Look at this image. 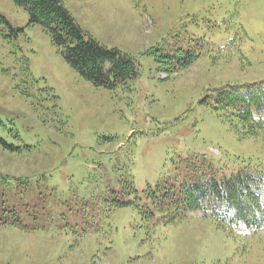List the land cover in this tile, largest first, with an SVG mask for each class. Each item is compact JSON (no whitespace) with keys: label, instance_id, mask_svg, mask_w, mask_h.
Returning a JSON list of instances; mask_svg holds the SVG:
<instances>
[{"label":"rangeland","instance_id":"374dc122","mask_svg":"<svg viewBox=\"0 0 264 264\" xmlns=\"http://www.w3.org/2000/svg\"><path fill=\"white\" fill-rule=\"evenodd\" d=\"M62 2L137 75L96 87L0 0V264H264V229L173 205L264 164L263 138L214 108L225 87L264 83V0Z\"/></svg>","mask_w":264,"mask_h":264},{"label":"trees","instance_id":"16d2710c","mask_svg":"<svg viewBox=\"0 0 264 264\" xmlns=\"http://www.w3.org/2000/svg\"><path fill=\"white\" fill-rule=\"evenodd\" d=\"M13 1L27 10L30 25H42L66 60L96 87L109 88L117 81H127L137 75L134 59L88 37L62 0ZM183 54L192 57L191 52ZM196 58L193 56L184 65H191ZM105 63L111 64L110 70H105ZM233 88L226 87L219 93L215 110L241 137L264 140V83L242 92ZM173 205L182 213L200 211L228 230L264 229V164L243 163L229 177L187 185Z\"/></svg>","mask_w":264,"mask_h":264}]
</instances>
